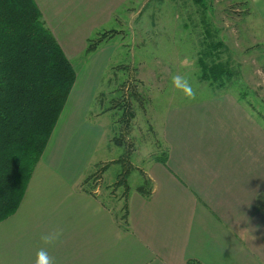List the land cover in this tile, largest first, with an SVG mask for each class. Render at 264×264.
I'll list each match as a JSON object with an SVG mask.
<instances>
[{
    "label": "crops",
    "instance_id": "crops-1",
    "mask_svg": "<svg viewBox=\"0 0 264 264\" xmlns=\"http://www.w3.org/2000/svg\"><path fill=\"white\" fill-rule=\"evenodd\" d=\"M35 1L68 56L58 0ZM252 4L264 22V0ZM99 66L76 71L18 209L0 222V264H34L41 234L55 229L63 240L48 251L58 264H264V125L231 92L170 106L161 130L167 161L143 169L154 188L130 191L126 227L124 201L107 202L100 186L84 183L105 132L91 117Z\"/></svg>",
    "mask_w": 264,
    "mask_h": 264
},
{
    "label": "rangeland",
    "instance_id": "rangeland-1",
    "mask_svg": "<svg viewBox=\"0 0 264 264\" xmlns=\"http://www.w3.org/2000/svg\"><path fill=\"white\" fill-rule=\"evenodd\" d=\"M111 2L58 0L56 9L74 47L67 57L80 77L97 65L102 69L93 82L91 117L105 132L86 176L99 168L97 163L124 156L129 143L130 191L143 184V169L167 149L161 130L170 106L231 92L264 123V22L252 0H125L108 14L105 6L115 7ZM84 24L92 27L80 33L79 26ZM105 31L114 35L86 54L89 39ZM200 57L208 64L223 62L231 77L222 84L202 80ZM174 74L187 76L196 90L195 100L172 86ZM126 118L128 125L122 123ZM121 136L123 144H118L115 139ZM128 163H111L101 180L90 177L86 184L93 189L100 186L107 202L110 195L114 201H124L125 187L115 188L113 183Z\"/></svg>",
    "mask_w": 264,
    "mask_h": 264
},
{
    "label": "trees",
    "instance_id": "trees-1",
    "mask_svg": "<svg viewBox=\"0 0 264 264\" xmlns=\"http://www.w3.org/2000/svg\"><path fill=\"white\" fill-rule=\"evenodd\" d=\"M113 35L114 31H105L96 39H89L86 54L95 51ZM198 62L202 80L222 84L232 75L221 61L208 64L200 57ZM76 77L73 64L46 25L36 1L0 0V222L18 209ZM122 123L128 125L127 118ZM122 138L124 136L115 140L123 144ZM130 150L128 143L121 158L97 163L99 168L84 183L89 182L90 177L97 176L100 180L111 163H128ZM167 157L168 148L155 159L165 164ZM128 164L113 183L115 188L125 187L120 219L126 227L130 193L128 173L132 166ZM142 173L144 182L136 190L150 196L154 183ZM187 264L202 263L188 260Z\"/></svg>",
    "mask_w": 264,
    "mask_h": 264
},
{
    "label": "clouds",
    "instance_id": "clouds-1",
    "mask_svg": "<svg viewBox=\"0 0 264 264\" xmlns=\"http://www.w3.org/2000/svg\"><path fill=\"white\" fill-rule=\"evenodd\" d=\"M172 86L181 92L188 100L196 99V90L185 75L174 74L170 78ZM63 229H55L42 233L40 236L44 247H41L37 253L34 264H58L56 259L49 254L48 248L61 243L63 240Z\"/></svg>",
    "mask_w": 264,
    "mask_h": 264
}]
</instances>
